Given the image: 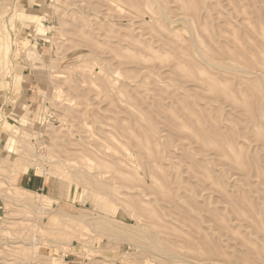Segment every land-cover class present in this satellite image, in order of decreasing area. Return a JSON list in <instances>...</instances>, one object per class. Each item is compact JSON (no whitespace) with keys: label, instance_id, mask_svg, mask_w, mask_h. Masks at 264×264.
<instances>
[{"label":"rangeland","instance_id":"obj_1","mask_svg":"<svg viewBox=\"0 0 264 264\" xmlns=\"http://www.w3.org/2000/svg\"><path fill=\"white\" fill-rule=\"evenodd\" d=\"M244 238L264 0H0V264H202Z\"/></svg>","mask_w":264,"mask_h":264},{"label":"bare ground","instance_id":"obj_2","mask_svg":"<svg viewBox=\"0 0 264 264\" xmlns=\"http://www.w3.org/2000/svg\"><path fill=\"white\" fill-rule=\"evenodd\" d=\"M212 84L215 85L214 83ZM212 84L211 86H213ZM239 163L241 162L239 161ZM257 240L246 239V238L239 239L236 241V243L234 242L235 245L233 246L232 250H229L227 248L224 249L219 248V250H215L216 251L215 252V251H209L210 250L209 249L208 252L206 251L207 252L206 257L204 256L205 254H203L204 258L202 264H264V239L263 240L260 239L258 241ZM192 262L194 261H191V263Z\"/></svg>","mask_w":264,"mask_h":264},{"label":"crops","instance_id":"obj_3","mask_svg":"<svg viewBox=\"0 0 264 264\" xmlns=\"http://www.w3.org/2000/svg\"><path fill=\"white\" fill-rule=\"evenodd\" d=\"M21 188L27 191H42L45 190L49 185L42 176L36 174L29 176L28 173H23L21 176Z\"/></svg>","mask_w":264,"mask_h":264}]
</instances>
